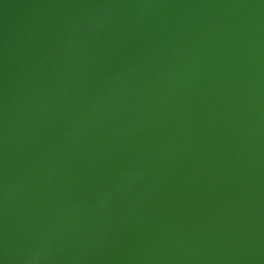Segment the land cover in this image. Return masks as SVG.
I'll use <instances>...</instances> for the list:
<instances>
[{"label": "water", "instance_id": "1", "mask_svg": "<svg viewBox=\"0 0 264 264\" xmlns=\"http://www.w3.org/2000/svg\"><path fill=\"white\" fill-rule=\"evenodd\" d=\"M0 264H264V0H0Z\"/></svg>", "mask_w": 264, "mask_h": 264}]
</instances>
